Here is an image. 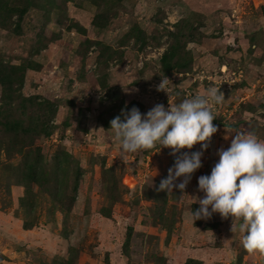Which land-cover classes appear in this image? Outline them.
Segmentation results:
<instances>
[{
    "label": "rangeland",
    "instance_id": "1",
    "mask_svg": "<svg viewBox=\"0 0 264 264\" xmlns=\"http://www.w3.org/2000/svg\"><path fill=\"white\" fill-rule=\"evenodd\" d=\"M11 7L27 8L21 22ZM0 65L26 69L25 97L57 103L51 137L36 144L47 159L65 149L81 175L62 213L36 189L39 224L24 230V189L5 195L2 168L14 162L1 153L0 202L9 207L0 210V264H264V251L248 252L243 233L230 231L231 217L193 224L188 212L203 197L198 177L233 132L264 140V0H0ZM164 77L169 97L156 90ZM210 86L225 100L211 105L218 131L203 166L183 193L161 191L171 149L122 158L110 121L125 106L146 113ZM1 96L0 86V105Z\"/></svg>",
    "mask_w": 264,
    "mask_h": 264
},
{
    "label": "clouds",
    "instance_id": "2",
    "mask_svg": "<svg viewBox=\"0 0 264 264\" xmlns=\"http://www.w3.org/2000/svg\"><path fill=\"white\" fill-rule=\"evenodd\" d=\"M169 83L164 77L156 90L169 97L172 91L167 87ZM224 100L220 87L210 86L203 94L167 108L156 104L146 113L135 106L130 110L125 106L110 121L109 128L122 158L157 145L160 149H171L175 160L159 190L176 189L183 193L193 174L203 166L204 151L218 131L213 124L217 117L211 105H220ZM233 133L230 146L217 150L218 159L210 174L198 177V191L203 197H195L194 203L199 207L195 210L189 207L188 212L193 224L196 220L210 219L213 214L222 219L231 217L230 231L243 233V247L248 252L264 251V140L254 133ZM196 144H200V150L181 153Z\"/></svg>",
    "mask_w": 264,
    "mask_h": 264
},
{
    "label": "trees",
    "instance_id": "3",
    "mask_svg": "<svg viewBox=\"0 0 264 264\" xmlns=\"http://www.w3.org/2000/svg\"><path fill=\"white\" fill-rule=\"evenodd\" d=\"M7 11L18 15L21 22L27 8L11 7ZM163 60L165 64L167 57ZM25 71L22 66L0 65V155L4 152L14 162L2 168L6 173L2 183L5 195L11 196L12 186L24 189L19 199L18 217L24 230H32L39 224L37 209L41 200L37 190L51 202L54 210L62 213L71 207L81 175L75 172L72 156L65 149L58 147L47 159L37 146L39 138L51 137L54 127L50 122L55 119L58 105L39 96L23 95ZM70 180L75 181L73 188L69 187ZM0 204L2 212L9 207L6 201Z\"/></svg>",
    "mask_w": 264,
    "mask_h": 264
},
{
    "label": "crops",
    "instance_id": "4",
    "mask_svg": "<svg viewBox=\"0 0 264 264\" xmlns=\"http://www.w3.org/2000/svg\"><path fill=\"white\" fill-rule=\"evenodd\" d=\"M3 254H4V256H6L7 258H11V259H12L13 257H15L14 254H12V252L9 253V251H7V252H3ZM11 264H13V263H11Z\"/></svg>",
    "mask_w": 264,
    "mask_h": 264
}]
</instances>
